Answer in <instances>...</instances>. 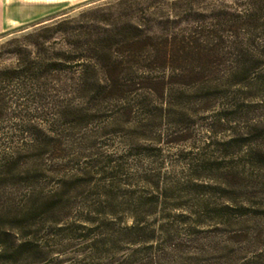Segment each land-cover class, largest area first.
<instances>
[{
	"label": "rangeland",
	"instance_id": "374dc122",
	"mask_svg": "<svg viewBox=\"0 0 264 264\" xmlns=\"http://www.w3.org/2000/svg\"><path fill=\"white\" fill-rule=\"evenodd\" d=\"M47 1L13 10L19 24L0 34L22 50L0 66L43 54L59 65L28 116L51 145L40 157L24 133L15 179L0 185V207L15 212L0 216V264H264V0ZM90 10L92 33L201 38L203 54L244 58L250 73L220 68L191 84L133 69L171 86L94 102V86L76 90L82 67L64 62ZM19 113L8 106L1 144L18 140Z\"/></svg>",
	"mask_w": 264,
	"mask_h": 264
},
{
	"label": "trees",
	"instance_id": "16d2710c",
	"mask_svg": "<svg viewBox=\"0 0 264 264\" xmlns=\"http://www.w3.org/2000/svg\"><path fill=\"white\" fill-rule=\"evenodd\" d=\"M93 13L95 11L90 10L79 15L78 19L82 20L81 23L72 28L73 32H76V36L74 35L76 39L70 44V52L73 56L66 57L64 62L76 63L82 67L83 70L79 75L80 80L77 83L81 87L76 90L90 93L89 88L94 86L91 91H96L91 93L90 98L94 102L100 99H127V95L138 94L142 89L144 90L143 84L149 82H154L156 85L161 84L159 86L161 94L167 91V86L170 84L166 85L164 80L161 82L151 77H137L133 69H137L138 72L140 69H144L143 72L147 76L155 71L169 70L173 74L178 73L180 77L191 78L188 81L191 84L201 78L204 81L205 75L211 74L212 71L219 72L220 68H225V71L229 73H250V70H247L248 67L245 68L243 65L244 58H235L234 61L231 59L230 65L227 66V57H220L208 52L203 54L201 49L205 46V41L203 43L201 38L196 40V38L181 37L178 39L172 35L162 38L151 31L147 33L138 30L136 26H128L129 30H127V26L117 29L113 24L112 29L92 33L94 27L92 23L96 25L99 23L92 20ZM242 20L246 22V19ZM249 21L247 20V23ZM44 30H48V28ZM38 42L40 41L37 39ZM16 43L17 38H13L1 44L0 59L6 53L14 55V57L22 55L20 53L22 50H13L12 46H19ZM46 57L43 54L33 63L19 64L18 60L15 64L0 66V125L8 120L5 114L9 105L17 107L22 112L19 115L10 116V118H15L14 121L16 120L17 123H13L9 129L13 130L11 134L19 132V135L16 136L18 140L15 141L10 136V142L0 143V185L15 179V172L20 164L18 156L20 152L28 150L27 144L22 138L24 133L37 138L34 139L30 147H34L40 157L43 155L44 149L51 145L50 140L45 142V139H42V134L36 127L41 123L28 118L30 108L35 105L34 107L38 109L46 100L44 96L46 90L43 89L44 86L40 80L46 81L47 75L57 73V67H59L52 63L44 66V61L48 60ZM98 72L102 76V81L98 78ZM51 80L60 82L59 78ZM6 190L7 188L3 191L0 190V194H6L4 192ZM0 216L10 219L15 216V212L0 207Z\"/></svg>",
	"mask_w": 264,
	"mask_h": 264
},
{
	"label": "crops",
	"instance_id": "0c3cea01",
	"mask_svg": "<svg viewBox=\"0 0 264 264\" xmlns=\"http://www.w3.org/2000/svg\"><path fill=\"white\" fill-rule=\"evenodd\" d=\"M50 2L52 1H47V0H0V34L5 32L8 29V27H13L19 24L17 18H15V15H13L14 14V12H12L13 10L21 8V7L23 8L32 7L34 5H41V4L50 3Z\"/></svg>",
	"mask_w": 264,
	"mask_h": 264
}]
</instances>
